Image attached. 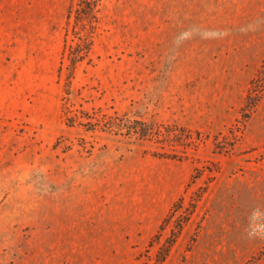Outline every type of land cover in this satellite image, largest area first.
Segmentation results:
<instances>
[{
    "label": "rangeland",
    "instance_id": "1",
    "mask_svg": "<svg viewBox=\"0 0 264 264\" xmlns=\"http://www.w3.org/2000/svg\"><path fill=\"white\" fill-rule=\"evenodd\" d=\"M76 1L0 0V264H264V0Z\"/></svg>",
    "mask_w": 264,
    "mask_h": 264
},
{
    "label": "trees",
    "instance_id": "2",
    "mask_svg": "<svg viewBox=\"0 0 264 264\" xmlns=\"http://www.w3.org/2000/svg\"><path fill=\"white\" fill-rule=\"evenodd\" d=\"M100 0H77L70 8L67 13V24L72 23V27L74 28V36L79 39V42L70 45L69 50V61L71 65H74L79 59L83 58L86 52L90 48V29L88 27H93V21L96 20V8ZM72 21V22H71ZM84 28L83 30H80ZM83 32V33H81ZM119 124L120 126L123 125ZM106 126V125H104ZM109 126V125H108ZM112 126V125H111ZM125 126V125H123ZM109 128V127H105ZM119 129H123V127H118ZM128 132H132L133 128L126 126ZM148 130H141L139 134L141 136L147 135Z\"/></svg>",
    "mask_w": 264,
    "mask_h": 264
}]
</instances>
